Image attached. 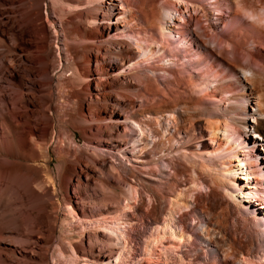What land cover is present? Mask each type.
<instances>
[{"label": "rangeland", "instance_id": "rangeland-1", "mask_svg": "<svg viewBox=\"0 0 264 264\" xmlns=\"http://www.w3.org/2000/svg\"><path fill=\"white\" fill-rule=\"evenodd\" d=\"M110 1L117 8L115 12L108 9L106 16L102 9L109 6ZM146 2L150 4V0ZM197 2L215 12L212 0ZM139 3V0H129L124 10L120 9L119 1L105 0V6L97 3L101 11L94 12L83 8L86 0H0V141L11 138L1 125L5 118L17 129L14 134L20 136L18 143L25 158L16 161H19L20 172L30 179L25 184L1 186L4 188L0 191V264H106L113 260L117 249L110 244L107 230L95 226L94 221L102 218L111 221L117 216L116 203L126 197L131 182L138 186L141 197L133 202L134 207L126 208L123 217L126 223H120L121 228L131 234L130 241L134 239L131 242L134 251L128 250L127 259L121 264L145 262V244L155 231V218H163L170 206V197L180 200L181 207L176 208L179 211L176 215L184 217L182 221L190 227L194 237L195 246L189 250V246L183 247L185 252H201L204 257L216 249L217 244L211 242L200 224L196 225L198 216L204 215L207 225L225 222L223 234L227 235V231L231 237L222 240L221 244L227 243L220 249L222 255L228 242L234 246L238 244L241 251L251 247L263 253L264 241L260 238L263 232L256 227L244 234L241 215L228 218L224 214L228 210L227 193L213 184L210 176H202L206 184L197 186L193 182L197 178L194 166L179 159L175 153L161 157L176 162L179 172L184 173L176 176L172 170L171 178L159 175L160 170L168 171L160 159L162 153L152 157L155 166L147 168L123 156H133L130 152L132 137L138 128L132 120L141 121L149 113L154 114L151 108L159 105L175 106L180 94V99L190 101L194 107V96L197 95L188 85L193 65L183 63L187 61L184 58L176 65L177 70L186 68L184 74H176L183 79L179 88L182 92L172 91V97H152L153 81L148 78L155 73L152 68L157 69L155 74L159 76L155 84L161 82L157 86L163 89L165 68L171 70L174 66L167 57L160 60L164 55L158 57L156 54L157 61L153 58L146 61L134 39L125 36V32L135 34L144 40L142 43L146 47L147 40L152 38L157 40V48L163 43L168 45L159 29L161 25L147 22V17L152 20L149 11H144L149 10V5L143 10ZM159 3L160 0H156L158 7ZM219 9L223 23L215 32L227 39L230 47L225 49L224 44L217 45L211 36L208 38L201 32L207 25L205 18L197 20L189 16L185 30L191 38V51L192 54L202 51L207 61L215 62L221 68L219 83L230 82L238 93L244 94L245 73L249 75L244 69L251 66L264 71V0H222ZM216 15L215 12L211 22L216 23ZM118 20L123 21L116 24ZM232 24L235 29L229 28ZM174 41L171 40L173 44ZM221 49L224 59L220 61L223 57L218 56L220 52L217 51ZM177 53L179 58L184 55L183 52L180 55V51ZM170 57L174 61L178 58ZM229 57L237 58H231L233 64L238 63L235 68ZM169 77L174 78L172 74ZM240 100L248 107L241 116L252 119L253 110L248 99L240 97ZM215 103L217 101L207 100L204 106L212 108L219 102ZM193 116L187 119H193ZM167 123L170 126V122ZM250 135H254L252 130ZM148 141L142 138L136 146L140 145L143 147L141 152L150 155L155 142L150 140L148 144ZM9 142H4V149L14 148ZM13 167H16L14 163L4 161L0 174L10 172ZM196 195L199 197L196 211L182 209L186 202L192 208ZM149 196L154 207H149L152 212L147 221L143 213L148 208ZM258 221L264 229L262 216ZM73 248L79 257L88 259L72 258ZM169 255L176 261L175 252ZM260 262L264 264V258ZM221 264H240V261H222Z\"/></svg>", "mask_w": 264, "mask_h": 264}, {"label": "bare ground", "instance_id": "bare-ground-1", "mask_svg": "<svg viewBox=\"0 0 264 264\" xmlns=\"http://www.w3.org/2000/svg\"><path fill=\"white\" fill-rule=\"evenodd\" d=\"M104 1L105 0H86V5H84L83 8H87L88 10L94 12L99 10L101 11V7L98 6L97 3L104 5ZM116 1L120 2V9H127L129 0ZM139 2H141L139 4L142 5L143 10L149 5V10L147 8L144 11H149L147 13L150 14L152 20L148 19L149 17H147V22L149 21L148 23L151 25H161L159 29L161 34L167 39L166 43H168V45L163 43L161 44L160 48H157L155 45L157 40L152 38V40H147L149 43L146 47L142 43L144 40L139 39L135 34L125 32V36L127 35V37L130 39H134L135 44L138 46V49L142 51L144 56L143 58L146 61L151 58H153L154 61H157L158 59H156V54L159 55L158 57H160V55L163 57L164 55V57L160 60H164L167 57V60H172V67L174 66L171 70H169L167 67L169 65L168 63V65L165 64L166 66H162L167 67L163 73V79L165 80L162 82L164 85L163 89L157 86L160 85L161 82L157 83V85L155 84L156 80L159 79V76L155 74L157 69L155 70V68H152V71L155 73H153V76H148L149 80L153 81L151 83L153 87L150 88L152 97L154 99L160 96L167 97L171 95L172 91H175L176 93L182 92L179 88L182 85L183 79H180V77L176 74H184V71L186 72V68L184 70H177L176 65L178 66L180 64V60L184 58H186L187 61L183 63H186L187 65L190 64L191 66L193 65L192 71L187 69L192 77L191 81L188 82V85L191 87L193 93L196 92L197 95L194 96V107L190 104V101H184V98L180 99V94L177 95L179 96V98L176 100L177 102H174L175 106L172 107L173 104L171 106L170 104H166L167 106L160 107L159 105L158 107L160 108H151V112L154 114L149 113L146 118L144 117V119L141 117V121L138 119L132 120V122L136 124V128H138V132L136 131L132 137L133 148L130 152H132L133 156L131 157L126 154L123 156L129 161L134 160L135 162H140L147 168L153 165L155 166V164L152 163L153 158L156 157L155 155L162 153V155H160V159L167 167L168 171L159 169V175L163 174L164 176L170 177L172 175V170H174V173H177L176 176L183 175L184 173L179 172L178 167H176V162L174 164V162H170L171 159H168L167 161V159H162L161 157L167 156L171 153L177 154L179 159L186 160L187 163L194 166L193 172L197 175V178L195 181L193 180V182H195L197 186L206 184V181L202 176L208 175L211 177V179H213V181H211L212 183L214 182L213 184H216L223 190V192L227 193L226 198L228 199V207L226 208H228V210L224 214L228 216V218L231 216L233 217L234 215H241L244 224L247 225L245 226L243 224V229L245 231L242 230L241 232L243 233L244 231V234H247L251 229L255 230L257 227L263 232L260 233V231L259 233L261 236L260 238H263L264 241V229L260 221H258L260 216H262L264 219V201H261L264 200L262 197L264 194V174H262L264 172V145L258 143L259 138L264 137V71L260 72L251 66L246 67L244 69L245 72H249V75L245 73V81L247 84L244 85V88L246 90L244 94H240L237 92L236 87H234L230 82L225 81L224 83L222 82L223 84L218 82L219 76H221L222 73L221 68H218L215 62L207 61L206 55L202 51H196L192 54L191 38L187 36L185 30L189 22V16L190 18H196L197 20L205 18V24L207 25L202 27L203 31L201 32L207 37L211 36L217 45L224 44L225 49L230 47V43L226 41L227 39L224 40V37L217 36L215 32L216 27L223 23L222 17L218 12L220 11L219 7L222 3V0H212L211 2L214 11L218 14L215 17L216 23L211 22V18H213L215 12L213 13L211 9L201 6L197 0H160V3L158 4L159 7L156 4V0H150V4H147L148 2H146V0H139ZM116 8L117 7L115 6L114 2L110 1L109 6L106 5V7H104L102 10L106 11L105 13L107 16L108 9H112L115 12ZM237 14H240L239 11ZM122 21L118 20L116 24L121 23ZM229 28L235 29V26L232 24L229 26ZM171 40H175L176 43L173 44ZM162 49H165V51L162 52ZM179 51L180 55L182 52L184 53L181 58L178 57L179 53L176 54V52ZM217 52L221 53L218 54L220 57L224 54L222 49ZM189 54L191 56H189ZM170 56H176L178 58H176L174 61V59H172ZM221 59H224V57L220 58L219 60L221 61ZM234 60L230 61V64H232V66L235 65V68L238 63L233 64ZM134 63H132V65ZM170 74H172L174 78H170ZM220 84L222 85L220 86ZM176 86V90L173 89ZM240 97L248 99L250 109L253 110L251 114L252 119L241 116V114L248 111V107L243 104V102L240 100ZM192 98H190V100ZM207 100H211L212 102L217 101V103H219H215L217 105H214L215 107L213 106L212 108H210L211 106L205 107L204 103L207 102ZM175 103H177V105ZM176 112H179L178 115ZM147 113L148 112H146V114ZM184 115L185 117H183ZM192 115H194L193 119H187ZM190 120L192 121L190 122ZM166 121L170 122V126ZM1 125L2 128L8 133V138L11 137L9 139L10 142L7 140L5 141L11 143L14 148L9 150L4 149L3 146L5 141H0V166L4 161H10L14 163L16 167H13L8 173L0 174V191L4 188L1 187L2 185H7L8 187V185L14 183L25 184L30 182V179L20 172L19 161H16L23 157L25 158V156H23V154L25 155V152H22L23 149H21L19 146L20 143H18V138L20 136H16L14 134L17 129L15 130L13 123L7 121L5 118L2 119ZM156 125L159 128L161 126V128L157 129ZM171 129H174V131H171ZM252 129H254V135L249 136V132ZM150 136L151 139L149 138ZM142 138H146V140H152L155 142L152 144L153 146H151L152 151L150 152V155L147 153H142L141 150L143 147L141 148L140 145L136 146L137 142H142ZM149 141L148 144H150ZM248 143H250V146ZM142 144L145 145V143ZM258 145H260L261 148ZM137 148H139L138 151ZM200 170L203 172L201 173ZM171 182L170 184L175 186L173 185L174 183ZM139 190L136 184H133L132 182L129 183V189H127V192L125 193L126 197L122 202L116 203L118 205L116 210V212H118L117 216H115L111 221H108L105 218L94 221L95 226L107 230L110 244L117 249L116 257L113 260L106 261V264H121L122 260L127 257L128 250L130 251L134 249V243H131L134 239L130 241L131 234L126 230V228L122 229L120 223H126L123 220V217L126 214V208L134 207L133 202H137L141 197ZM3 192L4 191H2L1 196ZM199 193L202 194L203 192L200 190ZM239 195L246 197V199H241ZM151 196H149L150 202L148 204V208L143 213V218L147 221V217H150L148 214L152 212V209L150 211L149 207H154ZM198 198V195H196L192 204V208H189L191 205L186 202V205L184 204L185 206H182V209L188 208L189 211L195 212L198 205ZM170 199V206L168 209H166L164 217L155 218V231L150 235L149 242L145 244L146 257L143 264H221L222 261L231 262L238 259L240 264H245V262L248 264H261L260 260L264 258V251L263 253H260L251 247L247 249L245 248L246 251L244 249V251H241V249L239 250L238 248V244L237 246H234L235 244H231V242H228L229 245L225 249L224 255H222L220 253L222 250L220 249H223V246L227 245V243L225 242V244H221V242L223 239L224 241H227V238L231 237L227 231V235L224 236L223 234V225L226 226L224 224L225 222L222 223L223 220L221 218V223H218V221L215 223L211 221L214 223V226L207 225L204 215L198 216L196 225H201L202 231L206 234V236L211 238V242L217 244V247L214 251L207 253L208 255H205L204 257H202L203 254L201 252L190 254L188 251L189 248L195 246L193 244V234L190 232V227L184 225V220L182 221V218L184 217L181 215L180 217H177L176 215L179 213L178 209L176 208L179 206L181 207L180 200L174 199V197H170ZM247 201L250 202V204H247ZM245 207L246 209H243ZM205 212L206 211H204V213ZM128 223H132V221H129ZM218 234H222V236L219 237ZM232 237L235 236L232 235ZM130 243L132 245H130ZM186 246H189L187 252L184 251L185 248L183 249V247ZM171 252H175V254L178 256H176V261L171 259V256L169 255ZM239 256L241 258H239ZM72 258L75 260L77 258H81L77 254L75 248H73ZM81 259L87 260L88 257L85 256ZM132 262L133 261H131V263Z\"/></svg>", "mask_w": 264, "mask_h": 264}]
</instances>
